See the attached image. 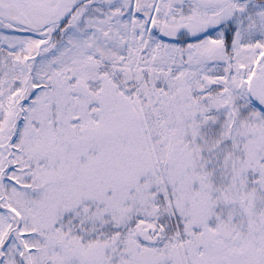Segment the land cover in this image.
Returning a JSON list of instances; mask_svg holds the SVG:
<instances>
[{
	"label": "snow or ice",
	"instance_id": "obj_1",
	"mask_svg": "<svg viewBox=\"0 0 264 264\" xmlns=\"http://www.w3.org/2000/svg\"><path fill=\"white\" fill-rule=\"evenodd\" d=\"M0 264H264V0H0Z\"/></svg>",
	"mask_w": 264,
	"mask_h": 264
}]
</instances>
